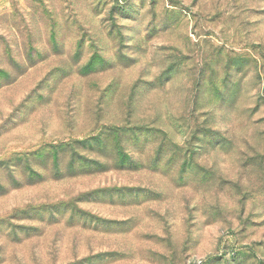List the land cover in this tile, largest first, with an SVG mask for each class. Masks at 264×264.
<instances>
[{"label":"rangeland","instance_id":"rangeland-1","mask_svg":"<svg viewBox=\"0 0 264 264\" xmlns=\"http://www.w3.org/2000/svg\"><path fill=\"white\" fill-rule=\"evenodd\" d=\"M0 264H264V0H0Z\"/></svg>","mask_w":264,"mask_h":264}]
</instances>
